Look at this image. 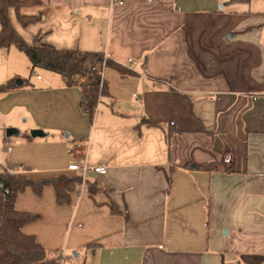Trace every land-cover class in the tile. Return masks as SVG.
<instances>
[{
    "label": "crops",
    "instance_id": "1",
    "mask_svg": "<svg viewBox=\"0 0 264 264\" xmlns=\"http://www.w3.org/2000/svg\"><path fill=\"white\" fill-rule=\"evenodd\" d=\"M123 1L41 0L21 8L42 15L28 26L10 11L25 39L41 32L134 71L104 69L108 94L93 119L81 86L47 69L0 93V173L8 161L32 166L21 173L36 180L77 175L72 159L107 167L65 204L52 185L19 192L16 209L37 216L22 231L67 264H264V10L250 0ZM18 52L0 48V84L31 68Z\"/></svg>",
    "mask_w": 264,
    "mask_h": 264
},
{
    "label": "trees",
    "instance_id": "2",
    "mask_svg": "<svg viewBox=\"0 0 264 264\" xmlns=\"http://www.w3.org/2000/svg\"><path fill=\"white\" fill-rule=\"evenodd\" d=\"M41 3V0H0V48L14 45L26 53L31 62V73L36 68H43L61 74L68 86L80 85L83 93L82 110L93 119L101 96L108 94L107 84L102 75L103 70L112 67L123 75L133 74L134 71L101 51L57 48L45 41L41 32L28 43L14 28L10 11L14 10L19 22L23 26H28L40 21L42 15H25L21 8ZM28 84L27 79H21V83H17V79L12 78L0 84V93ZM81 149L82 146H74V152ZM198 167L213 170L217 164L201 163ZM29 170H32V166L28 164L8 161L7 168L0 173V264H60V255L48 257L46 249L36 236L22 231V226L37 216L16 209V198L19 192L28 187L40 195L46 185H52L58 203L65 204L71 201L72 194L80 188L82 177L62 173L36 180L21 173ZM226 170H234L233 157L227 163ZM85 186L94 189L88 181Z\"/></svg>",
    "mask_w": 264,
    "mask_h": 264
},
{
    "label": "built area",
    "instance_id": "3",
    "mask_svg": "<svg viewBox=\"0 0 264 264\" xmlns=\"http://www.w3.org/2000/svg\"><path fill=\"white\" fill-rule=\"evenodd\" d=\"M115 1H117L121 4L124 3L123 0H115ZM102 75H103V72H102ZM38 77L40 78L41 76L38 75ZM8 149L10 150L11 147H8ZM68 169L82 177V183L80 184V186L84 187V185L88 179V174L90 172H93L96 174H102V173L106 172L107 167L103 166V165H89V164H87L85 157H83L80 159H72L68 165ZM60 256H61L60 264H67L64 251H62Z\"/></svg>",
    "mask_w": 264,
    "mask_h": 264
},
{
    "label": "rangeland",
    "instance_id": "4",
    "mask_svg": "<svg viewBox=\"0 0 264 264\" xmlns=\"http://www.w3.org/2000/svg\"><path fill=\"white\" fill-rule=\"evenodd\" d=\"M250 1H252V3L250 4L251 8H260L261 10H264V0H250ZM12 16H13L14 22L19 25V21H17L16 17L14 15H12ZM26 37H28V38L27 39L24 38V39L28 43H31L32 42V39H31L32 37L29 34H27ZM18 54L21 55L23 58L26 57V55L23 52H18ZM25 59H27V57ZM23 72L24 73L20 77L22 79H24V78L25 79H31V78L35 79L37 73H41L42 75L45 74V71L43 69H39V68L36 69L33 73H31V68H30L29 64L27 66L24 65V71ZM1 135H2V133H1Z\"/></svg>",
    "mask_w": 264,
    "mask_h": 264
},
{
    "label": "water",
    "instance_id": "5",
    "mask_svg": "<svg viewBox=\"0 0 264 264\" xmlns=\"http://www.w3.org/2000/svg\"><path fill=\"white\" fill-rule=\"evenodd\" d=\"M17 83H21V79H17ZM44 132L41 129H35L32 131L33 136L43 135Z\"/></svg>",
    "mask_w": 264,
    "mask_h": 264
}]
</instances>
